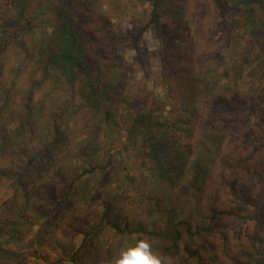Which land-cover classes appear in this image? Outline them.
<instances>
[{"label": "rangeland", "instance_id": "1", "mask_svg": "<svg viewBox=\"0 0 264 264\" xmlns=\"http://www.w3.org/2000/svg\"><path fill=\"white\" fill-rule=\"evenodd\" d=\"M150 1L70 0L66 7L68 17L76 24V28L82 37L87 39L85 47L89 63L102 71L106 81L110 80L112 72L118 73V77L123 76L125 79L124 97L134 101L144 112L151 113V121L169 124L174 120L172 109L180 107L178 93H176V89H173L178 88V86L173 81L170 84L172 89L167 94L168 86L160 74L163 73V70H160V62L154 55L160 49L161 43L158 31L150 19L152 9ZM162 1L164 3L166 0ZM7 3L8 0H0V24L1 20L4 19L3 17L6 18L11 14ZM30 4L33 6L32 3ZM209 7V10L218 16L216 23L211 24L214 35L212 40L204 45L201 37L197 36L196 21L192 17L194 8L190 10L187 16L191 22L189 24L192 33L186 34L184 31L181 34L186 37L191 45L187 46L180 40V36H176V41L170 42L178 49V51L175 50L176 53L185 54L188 49H192L193 56L205 64H215L217 59L221 58V64L224 66L222 69L226 73L219 82L222 88L225 86L231 91L258 88V90L261 89L260 93L264 96V79L259 81L257 77L260 66L257 61L252 62V54H249L247 44L252 40L259 43L262 38L259 36L261 32L259 30L252 31L249 28L243 34L234 24L235 22L239 23V20L227 17L229 14L227 7L213 5V3H210ZM199 8L201 7L199 6ZM256 12L260 15V20L264 22V0H259ZM41 17L48 16L45 13ZM35 23L41 26H43L42 24L46 25L48 31L55 25V21ZM161 23H163L161 32L165 35L164 37L169 40L174 39L172 38V23L167 21L165 17L161 18ZM0 27L4 28L1 25ZM261 28L264 26L260 27V30ZM140 31L141 35L138 38L137 48H134L132 39L138 37ZM233 34H239V36L242 34V38L239 37V40L233 41L234 38H231ZM2 37H7L6 33H0V39ZM18 38L19 41L26 44L31 41L27 37L19 36ZM105 45L116 48V52H100V47L104 50ZM165 51L166 53L169 52L168 49ZM256 51L264 56V47L260 50L256 49ZM4 53L7 57L0 59H5L8 63L18 61L22 55L17 50L11 52L9 46ZM241 55L244 57V64L236 74L237 77H234L232 75V73L234 74V66L239 63L238 60ZM179 60L170 61L167 67L173 68L171 63L175 64ZM213 66L216 67V65ZM253 68L255 75L251 77L250 71ZM34 77L37 78L35 75ZM49 87L48 83H41L35 95L38 97L39 92L43 90L47 92ZM46 104L47 102H45ZM259 105L260 108L254 110L255 115L250 120L246 119L244 111L238 110L237 114L234 115L236 116L234 119L235 128L229 129L227 125L223 126L221 122L215 124L216 128L219 129L216 131L219 137L217 140L214 141L212 136L207 134L196 139L194 151L189 154L186 163L187 167H183V170L181 168L182 172L174 181L173 186L167 184L168 181L165 179L156 182L151 164L148 160H144L145 166L137 164L139 160L134 157L132 148L122 150L121 153V159L129 164L130 171V176H123V163L119 157L112 156L116 149L123 147L126 141V125L130 123V120L126 119L128 112L121 108L116 116V119L119 120L118 132L115 128L111 129L110 132L104 130L99 132L98 142L85 149L86 153L82 157L83 160L78 156H70L65 150L61 151L60 147L51 149L48 147L43 150L40 146L34 147L36 146L34 142L30 145H26L27 143L25 145L20 144V138L10 136L9 133L11 132L7 129L9 133L6 134V139L13 141V144L11 142L4 144L9 150L8 153L11 154L9 157L15 159L16 162L19 161L20 164L33 154L38 157L30 166H26L24 170L20 169L22 173L25 172V178L23 177L21 180H28L25 191L17 189L15 186L12 187L13 177L7 179L5 174L0 173V235L2 236L0 239V264H70L68 260L71 253L81 244L88 227L98 221L102 202L109 198L108 191L115 194L124 187L127 188L126 191L114 200L120 206L124 205V209H122L124 212H128L131 206L139 207L141 205V202L138 201V189L146 192L147 189L154 188L164 195L178 193L180 198L175 199L179 205L176 213L180 214V217H187L195 222L201 219L196 213L197 201L202 203L200 211L203 214L206 213V210H203L202 207L215 201L218 205L223 204L238 210L248 219L253 217L258 209L254 205L246 206L239 198L247 197L250 202H259L264 196V176H261L256 170L262 165L264 166V103ZM206 106L209 107L208 104ZM218 108L211 112L212 108L209 107L207 113L211 112V114L207 116V120L211 115L219 112L220 109ZM227 110L229 111V109ZM223 111L227 112L226 110ZM221 112L222 109L219 114ZM80 115L71 118L73 115H70V111L66 113L67 119H65L71 120L67 124L69 128L71 122L80 124ZM209 123V121L202 122L201 120L198 125L204 126L209 125ZM76 127L74 126V129ZM250 131H253V134L260 141L251 142ZM72 132L78 134V132ZM73 133L68 137L72 141L74 139ZM177 134L183 135L179 131ZM68 138H65L64 141L66 142ZM104 139H109V143L112 144H107L101 149L100 140ZM205 144L209 146V149L204 153L202 145ZM111 146L116 149L109 150ZM72 147L73 145L70 143L66 150L72 151ZM183 149H188V147ZM5 152L3 148L0 151V170L9 165L10 158L2 157ZM230 153H234L237 157L233 166L227 164ZM109 155L112 156V163L106 169L105 176H102V172L100 174L99 171H96L77 181L82 187L88 186L87 192L95 193L93 194L94 200H91L89 206L84 204L78 195L69 197L60 205H55L57 200L63 198L67 188L64 179L61 180L58 177L59 170L62 176L67 178L70 164H76L73 169L77 172L80 169H87L85 161H98L104 165ZM194 161H198V165L193 167ZM131 162L133 163L131 164ZM261 162H263L262 165ZM16 169L18 167L12 168V171L14 174H19ZM229 174H234L237 178L236 182L232 184L235 190V194L232 195L228 193L229 187L224 184V179ZM263 210L259 214H262L261 216L264 218ZM139 216L145 219L144 215ZM6 217H10L9 220H6ZM248 219L247 221L220 219L215 223L216 231L227 234L230 252L233 253L234 251L235 235L240 227L246 226L248 231H255L264 236V220L257 222ZM155 220H157L161 231L165 227L166 217L158 216ZM173 220L175 219L173 218ZM202 220L207 221L206 219ZM103 225H100L103 229L96 231L94 235L88 238L90 247L85 250L84 254L78 256L80 264H183L185 260L183 246L186 243L191 248L199 249L205 255L206 264H228V257L222 253L221 243L218 242V235L215 233L213 237L210 233H203L202 231L192 238L186 236L173 248L165 250L171 244L164 238L145 237L138 240L136 236L119 237ZM22 229L29 230L23 236H18L17 231ZM16 236H18L16 238L18 241H13ZM245 241L243 239V242ZM189 264H196V260L190 259Z\"/></svg>", "mask_w": 264, "mask_h": 264}, {"label": "trees", "instance_id": "2", "mask_svg": "<svg viewBox=\"0 0 264 264\" xmlns=\"http://www.w3.org/2000/svg\"><path fill=\"white\" fill-rule=\"evenodd\" d=\"M69 1L8 0L7 5L11 14L1 20L0 25L4 28L0 27V33H6L7 37L0 39V58L7 57L4 51L8 46L11 52L17 50L22 55L14 63L0 59V122H3L0 124V151L2 148L4 152L7 150V146L4 144L8 142L13 144V141L6 139V134L11 132L9 133L10 136L20 138V144L25 145L27 143L26 145H30L34 142L36 144L34 147L40 146L43 150L48 147L50 149L60 147L61 151L65 150L70 156H78L82 159L86 153L85 149L98 142L99 132L102 130L110 132L114 128L118 132L119 120L116 119V116L121 108L128 112L126 119L130 120V123L126 125V141L121 149L111 146L109 150L116 149L112 156L119 157L123 163V176H130V171L129 164L121 159V153L122 150L132 148L134 157L139 160L137 164L145 166L144 160H148L151 164L156 182L165 179L168 181L167 184L173 186L183 167H187L186 163L189 154L194 151L196 139L207 134L211 135L214 141L217 140L219 137L216 131L219 129L216 128L215 124L221 122L223 126L227 125L229 129L235 128L234 119L236 116L234 115L237 114L238 110L244 111L246 119L250 120L255 115L254 112L260 108L259 104L264 103V96L260 93L261 89L231 91L225 86L224 88L220 86V79L226 74L222 69L224 66L221 64V58H218L215 64L201 63L199 59L193 56L192 49H188L185 54L176 53L178 49L170 43L173 40L176 41V36H180V40L184 44L191 45L186 37L181 34L184 31L186 34L192 33L190 20L187 19V16L190 10L194 8L192 17L196 21L197 36L201 37L204 45L211 41L214 36L211 24L216 23L218 16L209 10V4L225 6L229 10L227 17L239 20V23L235 22L234 24L243 34L249 28L252 31L259 30L261 32L259 36L262 38L259 43L255 40L247 42L248 52L252 54V62L257 61L260 66L257 77L261 81L264 79V70H262L264 69L262 67L264 56H261L256 49L260 50L264 47V28L260 30V27L264 26V22L260 20V15L256 12L259 0H166L164 3L162 0L150 1L152 6L150 19L158 31L161 43L160 49L154 55L160 62V70H163V73L160 74L168 86L167 94L172 89L170 84L173 81L178 86V88L173 89H176V93H178L180 107L172 109L174 120L169 124L151 121V113L144 112L134 101L124 97L125 79L123 76L118 77V73L112 72L110 80L106 81L102 71L89 63L85 47L87 39L82 37L76 28V24L67 15L66 6ZM30 3L33 6H30ZM45 13L48 17H41ZM162 17L172 23V38H174L172 40L164 37L165 35L161 32ZM52 21H55V25L51 27L50 31L46 25L42 24L43 26H41L35 23ZM140 35L141 31L138 33V37L132 39L134 48H137ZM19 36L27 37L31 41L27 44L23 43L19 41ZM239 37L242 38V34L241 36L233 34L231 38H234L233 41H237ZM166 49L169 52L166 53ZM116 50L109 45H105L104 50L100 47V52L105 53L116 52ZM173 60H179V62L171 63L173 68L167 67L169 62ZM238 62L234 66V74L231 71L234 77H237L236 74L243 67V55L240 56ZM250 74L251 77L255 75L254 68L251 69ZM24 75L25 77H23ZM41 83H48L50 87L47 92L46 90L39 92L37 97L35 94ZM45 102H47L46 105ZM207 104L212 108L211 112L220 107L218 109H222V115L219 114V110L207 120V116L211 114V112L207 113L209 109ZM172 105L174 106V104ZM69 111L70 115H73L71 118L81 114L80 124L71 122L70 128L68 127L67 124L71 120H66V113ZM201 120L210 123L204 126L198 125ZM74 126H77L76 129ZM7 129L10 131L7 132ZM72 131L78 132V134ZM178 131L183 135L179 136ZM71 133L74 134L73 141L68 138ZM249 133H251V142L260 141L253 134V131ZM65 138H68L66 142L64 141ZM70 143L73 145L72 151L66 150ZM100 143L101 149L107 144H112L109 143V139L100 140ZM185 147L188 149H183ZM202 147L204 153L209 149L206 144ZM8 151L3 153L2 157L10 158L9 165L0 170V173L5 174L7 179L13 177L12 187L15 186L17 189L25 191L28 180H21L25 176V172L22 173V170L26 166H30L38 156L36 154L31 155L21 165L19 161L16 162L15 159L9 157L11 154ZM112 156L107 157L104 165L98 161H85L87 169H80L77 172L73 169L76 164H70L67 178L63 177L59 170L58 177L61 180L64 179L67 188L63 198L57 200L55 205H60L69 197L78 195L82 198V202L89 206L91 200H94L93 194L95 193L91 191L88 193L86 191L88 186L82 187L77 181L96 171H99L100 174L102 172V176H105L106 169L111 166ZM236 158L234 153H230L227 164L233 166ZM197 162L192 163L193 167L198 165ZM262 164L263 162H261ZM14 167H18L16 170L19 174H14L12 171ZM263 167L262 165L256 169L261 176H264ZM236 180L234 174H229L224 179V184L229 187L228 193L231 195L235 194L232 184ZM126 189V187L121 188L115 194L108 191L109 198L102 202L98 221L88 227L81 244L71 253L68 263L80 264L78 261L80 255L84 254L85 250L90 247L88 238L94 235L96 231L103 229L100 225L104 224L108 230L119 237L136 236L138 240L145 237L164 238L171 244L165 250L173 248L186 236L192 238L202 231L203 233H210L213 237L215 233L218 235V242L221 243L222 253L228 257V264H264V236L255 231H248L246 226L238 228L235 235L236 245L232 253L228 250L227 234L216 231L215 223L220 219L247 221L248 218L238 210L223 204L218 205L213 201L202 207L203 210H206V213L203 214L200 211L202 203L197 201L196 213L201 219L195 222L187 217H180V214L176 213L179 205L175 199L180 198L178 193L164 195L159 193V190L150 188L146 192L138 189V201L141 202V205L139 207L131 206L128 212H124L122 210L124 205L120 206L114 200L120 197ZM239 199L246 206L254 205L258 209L253 217L248 220H256L257 222L264 220L262 214H259L264 209V196L259 202H250L247 197H240ZM119 200L121 201V199ZM139 215H144L145 219ZM158 216L166 217L165 227L161 231L157 220H155ZM8 218L10 217H6V220H9ZM173 218L175 220L172 221ZM28 230H18L16 234L23 236ZM18 236L14 237L13 241H18L16 239ZM243 239L246 241L243 242ZM183 253L185 255L183 264H189L190 259H195L196 264H206L205 255L199 249L191 248L188 243L183 246Z\"/></svg>", "mask_w": 264, "mask_h": 264}]
</instances>
